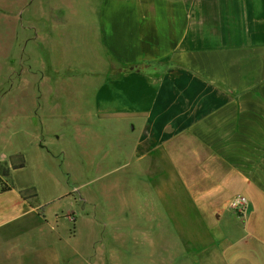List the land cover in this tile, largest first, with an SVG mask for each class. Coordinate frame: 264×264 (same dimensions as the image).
<instances>
[{"label": "crops", "instance_id": "0c3cea01", "mask_svg": "<svg viewBox=\"0 0 264 264\" xmlns=\"http://www.w3.org/2000/svg\"><path fill=\"white\" fill-rule=\"evenodd\" d=\"M73 1L72 51L87 33L101 52L67 53L82 88L68 98L56 85L29 106L38 146L48 139L83 143L99 123L106 171L133 166L155 206L166 205L163 215L150 217L151 230L165 235L164 218L171 236L187 237L188 264H264V0ZM78 54L86 68L72 64ZM88 86L89 108L81 102ZM67 150L56 152L63 173L72 171ZM8 193L2 198L21 205L22 190L2 195ZM237 196L247 201L243 216L230 207ZM166 244H152L154 264L156 252L173 251ZM22 247L10 250L35 264Z\"/></svg>", "mask_w": 264, "mask_h": 264}, {"label": "rangeland", "instance_id": "374dc122", "mask_svg": "<svg viewBox=\"0 0 264 264\" xmlns=\"http://www.w3.org/2000/svg\"><path fill=\"white\" fill-rule=\"evenodd\" d=\"M72 2L0 0V264H23L18 249L10 250L14 244H22L23 254L33 260L29 263L154 264L151 248H165L164 243L173 251L156 252L158 264H188L187 237L171 236L164 218L165 235L151 230L150 217L163 215L166 205L157 202L155 206V199L136 182L133 166L106 171L101 163L104 141L99 123L92 125L90 140L73 139L68 144L71 148L53 139L43 149L38 146V134L26 117L28 109L44 100L47 92L52 95L56 85L66 87L63 94L68 98L82 88L81 83L75 84L78 79L72 77L67 53L72 56L81 47H86L85 55L101 52L95 37L87 33L79 34L72 51ZM92 3L95 7L100 0ZM53 4L69 10L47 11ZM95 14L88 12V18ZM48 21H55L56 28L47 27ZM77 56L72 64L86 68L85 56ZM91 89H85L81 101L87 108ZM63 147L69 152V173H63L56 162V152ZM21 157L24 167L13 169ZM11 189L23 191L21 205L2 198ZM18 212L28 216L10 220ZM53 255L61 260H50Z\"/></svg>", "mask_w": 264, "mask_h": 264}, {"label": "built area", "instance_id": "2783aa9c", "mask_svg": "<svg viewBox=\"0 0 264 264\" xmlns=\"http://www.w3.org/2000/svg\"><path fill=\"white\" fill-rule=\"evenodd\" d=\"M230 207L236 214L243 216L247 209V201L243 196H237L232 200Z\"/></svg>", "mask_w": 264, "mask_h": 264}, {"label": "trees", "instance_id": "16d2710c", "mask_svg": "<svg viewBox=\"0 0 264 264\" xmlns=\"http://www.w3.org/2000/svg\"><path fill=\"white\" fill-rule=\"evenodd\" d=\"M21 159H22L21 163L18 164L17 166H13L12 167L13 169H18V168H22L23 167V158L21 157ZM22 193H23V191H22Z\"/></svg>", "mask_w": 264, "mask_h": 264}]
</instances>
